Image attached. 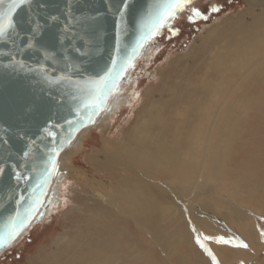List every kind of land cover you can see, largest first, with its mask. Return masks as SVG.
Segmentation results:
<instances>
[{"label":"rangeland","instance_id":"obj_1","mask_svg":"<svg viewBox=\"0 0 264 264\" xmlns=\"http://www.w3.org/2000/svg\"><path fill=\"white\" fill-rule=\"evenodd\" d=\"M258 2L261 0H191L188 7L177 13L151 40L145 56L137 60L128 80L112 98L110 110H106L94 126L81 131L75 146L61 157V173L55 180L54 192L45 206L42 220L32 224L0 254V264H48L54 255L59 253L60 257L65 251L68 257L75 250L82 264H94V259L97 264H219L215 249L222 244L238 248L237 253L226 256L220 264H264V208L258 206L264 203V196L260 198L257 195L255 200L243 201L238 187V184H246L250 193H255L258 181H264L261 176L258 181L253 178L264 169V54L256 55L263 67L253 65L245 70L239 65H227L236 58H252L243 45L237 49L243 50L234 55L232 50L224 47V42L218 41L208 49L213 56V63L209 64H201L203 57L198 58L193 52L209 28L217 27L225 20L253 22ZM190 8L198 9L201 16L189 19L192 15ZM213 8L217 11H212ZM226 28H231L230 24L226 23ZM174 33L177 34L173 36ZM236 39L242 41L240 35H236ZM221 57H225L224 61H216ZM256 57L253 56L254 59ZM185 64L197 68L200 75L206 72L207 65L210 69L208 73L215 72V79H208L207 87L211 93L200 111H205L210 117L208 150L213 154L220 147L223 158L220 159L219 170L212 171L208 181L217 185L214 188L216 196L233 203L231 208L206 204L200 206L201 209L195 206L190 212L179 210L180 215L167 212L165 208L170 207L169 199L178 205L185 206L186 203L189 206L191 195L185 198L175 193V185L167 180V175L153 173L149 167L145 168L144 176L135 175L134 167L139 169L140 166L126 157L125 146L132 139L136 126L142 128L157 115L156 109L163 108L164 102L170 98L178 99L186 89L194 86L188 84L185 88L184 83L170 84L177 73L187 74ZM165 78L169 80L167 85L163 83ZM217 84L222 86L221 98L225 99L227 111L231 108L232 112H227L220 126L213 118ZM115 100L120 103L113 106ZM199 121H203L202 126L206 125L205 120ZM193 126L189 133L191 141L198 140L202 130V126ZM210 158L216 160V156ZM193 175L196 177V174ZM135 178L150 182L154 189L162 190V193L159 197L147 196L145 189L136 184ZM138 197L143 203L138 204ZM205 199L201 196L196 202ZM53 201H56L54 206ZM104 201L118 207L113 209L117 211L118 222L102 212L100 203ZM256 211L260 213L257 216ZM210 216V224H200ZM149 219L156 220L157 225H146ZM218 223L223 229L214 226ZM138 224L139 227L136 226ZM155 230H161L169 238L167 244L162 237L169 251L167 256L156 242ZM245 231L255 233L253 248L246 241L248 238H244ZM78 234V243L72 245V239H77ZM219 237L230 242H220ZM91 240V245L86 248ZM241 242L247 245L244 247L246 253L241 251Z\"/></svg>","mask_w":264,"mask_h":264},{"label":"water","instance_id":"obj_2","mask_svg":"<svg viewBox=\"0 0 264 264\" xmlns=\"http://www.w3.org/2000/svg\"><path fill=\"white\" fill-rule=\"evenodd\" d=\"M163 3L29 0L12 13L11 38L0 40V254L42 220L61 156L110 110L137 60L173 19L154 27ZM9 4L0 0V11ZM106 73L111 87L99 89Z\"/></svg>","mask_w":264,"mask_h":264},{"label":"bare ground","instance_id":"obj_3","mask_svg":"<svg viewBox=\"0 0 264 264\" xmlns=\"http://www.w3.org/2000/svg\"><path fill=\"white\" fill-rule=\"evenodd\" d=\"M255 6L258 7V12L255 11V13L257 14L254 15L255 18L253 22L245 23L243 21L241 22V21L225 20L219 26L217 24V27H214V28L211 27L212 29L209 28L207 30V34L203 35L202 38L200 37L201 43L193 48V52L197 53L196 55L198 56V58L203 57V62H201V59H199L201 64L213 63L211 62L213 60V56L208 51V49L212 48V46L216 45L217 42L221 40L222 43L224 42V47L228 50H232V53L234 55L243 50V49L237 50L238 48H241V46L243 45V48L246 49L249 55L252 57L250 59L236 58L232 63H229L227 65H231L232 67L233 66L238 67L239 65L240 68L245 69V70L246 68H252L253 65L255 66L258 65L259 67H263L261 66L263 65V63L259 61V58L256 57V55L264 54V0H261V2L256 3ZM239 16L241 17V15ZM226 23L230 24L231 28H226ZM236 35L241 36V39H242L241 42L236 39ZM189 54H186V55H189ZM143 56L145 55L143 54ZM253 56H255L256 59H254ZM178 58L179 57H177V59ZM224 59L225 57H221L217 59L216 61L222 62L224 61ZM178 61H181V60H178ZM200 62H199V65H200ZM183 64L184 63H181V65ZM185 66L187 67L186 69L187 74H184L182 72L177 73V75H175L174 78L170 81V84L173 82L177 83V85L184 83L185 88H187L188 84H192L194 86L192 87V89L190 88L188 90L186 89L185 93L181 95V97H178V99L173 100L172 98H170L168 101L164 102L163 108L162 109L159 108V110L156 109L157 115L151 121H148L147 124H144V125L142 124L143 125L142 128H139L138 127L139 125L136 126V130H133L134 134H133L132 139L130 141L128 140L125 146V152H127L126 157L132 162L134 163L136 162L137 164H139L141 171H139L140 168L138 169L137 167H134L136 169L135 175L136 174L143 175L145 168L149 167L153 171V173L159 172L161 173V175L162 174L167 175V180L169 182H173V185H175L174 186L175 193H178L185 198H187L188 195H191V200L188 199L189 206H187L186 203H185V206L178 205L177 203L169 199L168 201H169L170 207L165 208L167 212L171 211L173 212V214L176 212L180 215L179 210L184 211V212H190L191 210H194L193 207L197 206L198 208H200V206H204L206 204L210 206L231 208L233 207V203L228 200L227 201L224 200L223 197L216 196L215 195L216 190L214 188H216L217 185L215 183L209 184V182L211 181H208L209 174L214 170H217V171L219 170L221 166L220 159L223 158V154L220 152V147H218L216 152H214L213 154H210V149L208 150V147L210 146V140L207 137H208V134L211 128L210 127L211 125L210 117L205 111H203L202 113L200 111V107L206 104L205 99L211 93L210 89L207 87V84H208L207 82L210 81L208 79L214 80L215 77L213 73L215 72L211 71L212 73L210 72L208 73V70L210 69L207 65L206 72L200 75L197 72V68L189 67L186 64ZM143 70L145 71L144 67H143ZM183 70L184 69H180V71H183ZM168 82L169 80L165 78V81L163 83L167 85ZM215 89L217 90L216 92L217 97H214L215 107L213 108V112H214L213 118L215 122H218V125L220 126L221 121L222 119L225 118L227 112L231 114L232 112H231V108L227 111L224 105L225 99L221 98L222 86L220 84H217L215 86ZM174 92L175 91L173 89V93ZM125 97H126L125 100H127L128 99L127 96ZM185 100H188V101L185 102ZM112 101L113 99H111L110 103ZM110 103L108 105V108L110 106ZM117 103H120V102L118 100H115L112 103V105L116 106ZM103 113L101 114V116L103 115ZM101 116L97 119V121L100 120ZM200 119H203L206 121L205 126H202L203 121H199ZM194 124L200 127L202 126L201 127L202 130L201 132H199V135H200L199 139L191 141V138L189 137V133L193 130ZM143 135H144V138L142 137ZM77 140H78V137L75 143L73 144V146H75ZM202 147H204V149L200 150V148ZM133 151L136 152V155L134 154ZM210 156H216V160L215 159L210 160L211 159ZM193 174H196V177H194ZM256 174L257 175L253 177L255 178V181H258V177L260 176L264 179V169H262ZM57 177H59V175H57L56 178ZM55 182L56 181H54V183ZM147 182L145 183L137 179L136 184L137 185L139 184L145 189L147 196L158 195L159 197L160 194L162 193V190H157L156 188L154 189V186L150 184V182L149 183ZM238 185H239L238 186L239 193L241 192L243 201H248L249 199L255 200L257 195H259L260 198L264 196V181L262 183L258 181V184L254 189L255 193H250L249 186L246 184H238ZM171 194L173 195L174 193L171 191ZM55 195L57 196V193ZM201 196H204L206 199L201 202H196L198 198ZM227 197L229 198V196ZM130 198H133V197L130 196ZM136 199L139 201L138 204L143 203L142 198L138 197ZM53 202H52V205L54 206L56 201L54 203ZM100 206H101L100 208L103 213H105L106 215L113 216V218H115L116 221L118 222L119 219L116 216L117 211H115L118 207L116 208L115 205H113L112 207L106 201H104L103 203H100ZM258 206H260L263 209L264 203L262 202L261 204H258ZM144 207L146 209L149 208L148 205H144ZM114 208L116 209L113 210ZM239 208H242V207H239ZM234 210L239 212L238 209H234ZM247 214L248 212L244 214V216ZM259 214L260 213L256 211V216ZM199 216L202 217L201 215ZM210 220H212L211 216L208 217V219H204L202 222H200V224L202 225L210 224L211 222ZM134 221L136 224L137 221L136 220ZM142 222L145 224L143 220ZM148 222L149 223H146V225L149 224L151 226L152 224L154 227L157 225L156 220L149 219ZM136 226L139 227V224ZM214 226L218 227V229L219 228L223 229V226L220 227L219 223L215 224ZM244 234H245L244 238L245 237L248 238L246 239V241L248 242V244L251 245V248H253L254 247L253 238L255 237V233L250 232V231H245ZM155 235H156L155 237L156 242L160 245V247L164 251V255L167 256L169 254V251H167V249L165 248L162 237L165 238V240H167V244H168L169 238L166 237V235L161 230L160 231L155 230ZM79 237H80V234L77 235V239H72L71 244L74 245L78 243ZM92 241L93 240H91L90 243L88 241V245L86 246V248L87 247L89 248ZM190 242H191V239H190ZM242 245L243 243L241 242L240 248L243 253L245 252V250ZM80 247L82 248V245H80ZM237 248L238 247H236V249ZM236 249L234 247L230 248V246L228 247L223 246V244L221 246H216L215 252L218 256L217 258H218L219 264L221 263V261L225 260L226 256L231 257L235 253H237ZM65 253L67 252L64 251L62 253V256L60 257H58L59 253L54 255L52 260L49 259L48 264H82L79 258V253L76 250L73 251L68 257ZM96 262L97 261L94 259V264H97Z\"/></svg>","mask_w":264,"mask_h":264},{"label":"snow or ice","instance_id":"obj_4","mask_svg":"<svg viewBox=\"0 0 264 264\" xmlns=\"http://www.w3.org/2000/svg\"><path fill=\"white\" fill-rule=\"evenodd\" d=\"M29 3V0H10L9 8L7 11H0V40H8L11 38V33L14 31L15 25L12 17V13L16 11L17 8L20 6ZM122 4H127V0H121ZM191 4V0H165V3L157 5V12H156V20L154 27H159L162 24L168 22L170 19L174 18L176 14L183 10L184 8L188 7ZM190 12L192 13L189 16V19H193L194 17L201 16V12L196 8H190ZM119 11L123 13V8H120ZM212 11H217L216 8H213ZM55 19V18H53ZM35 31V28L33 29ZM26 46L31 47V43L29 42ZM142 46V45H141ZM22 66V65H21ZM111 70H109L110 72ZM99 89H107L111 87V82L109 79L108 74L106 73L104 77H101L99 81L96 82ZM94 92L97 89H93ZM93 104H95V99H93ZM53 153L58 154L56 149L52 150ZM50 160L53 162L54 165V156H50ZM25 221H21V226ZM17 233H12L9 235V239L14 238ZM205 239H210V237H205ZM220 242L229 243L230 241L223 240V238H218ZM243 247H247V245H242ZM201 247H204L201 244Z\"/></svg>","mask_w":264,"mask_h":264},{"label":"trees","instance_id":"obj_5","mask_svg":"<svg viewBox=\"0 0 264 264\" xmlns=\"http://www.w3.org/2000/svg\"><path fill=\"white\" fill-rule=\"evenodd\" d=\"M177 33H174L173 36H175ZM3 253V252H2Z\"/></svg>","mask_w":264,"mask_h":264}]
</instances>
